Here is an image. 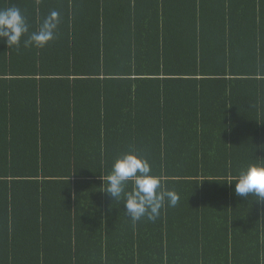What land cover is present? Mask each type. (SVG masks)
I'll return each instance as SVG.
<instances>
[{
	"label": "trees",
	"instance_id": "16d2710c",
	"mask_svg": "<svg viewBox=\"0 0 264 264\" xmlns=\"http://www.w3.org/2000/svg\"><path fill=\"white\" fill-rule=\"evenodd\" d=\"M13 5L60 23L0 41V264H264V203L226 184L264 164V0ZM128 152L179 195L154 221L102 192Z\"/></svg>",
	"mask_w": 264,
	"mask_h": 264
},
{
	"label": "clouds",
	"instance_id": "9594fccd",
	"mask_svg": "<svg viewBox=\"0 0 264 264\" xmlns=\"http://www.w3.org/2000/svg\"><path fill=\"white\" fill-rule=\"evenodd\" d=\"M60 23V13L52 11L44 19L38 31L29 34V25L16 6L0 8V41L7 48L18 47L24 40L25 46L33 45L43 48L55 39L56 29ZM102 180L103 193L109 195L112 201L122 202L124 213L133 222L147 219L154 221L167 204L175 207L179 195L172 190H166L161 178L154 175L148 160L135 152H128L117 157L110 172ZM235 196L246 199L255 196V202L264 203V164H249L242 168L238 175L232 178Z\"/></svg>",
	"mask_w": 264,
	"mask_h": 264
},
{
	"label": "bare ground",
	"instance_id": "6f19581e",
	"mask_svg": "<svg viewBox=\"0 0 264 264\" xmlns=\"http://www.w3.org/2000/svg\"><path fill=\"white\" fill-rule=\"evenodd\" d=\"M231 15V14H230ZM227 16V15H226ZM229 21V20H228ZM234 22V21H233Z\"/></svg>",
	"mask_w": 264,
	"mask_h": 264
}]
</instances>
